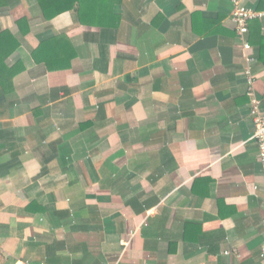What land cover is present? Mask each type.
<instances>
[{"label":"crops","instance_id":"1","mask_svg":"<svg viewBox=\"0 0 264 264\" xmlns=\"http://www.w3.org/2000/svg\"><path fill=\"white\" fill-rule=\"evenodd\" d=\"M111 1L0 0V264H262L264 19Z\"/></svg>","mask_w":264,"mask_h":264},{"label":"built area","instance_id":"2","mask_svg":"<svg viewBox=\"0 0 264 264\" xmlns=\"http://www.w3.org/2000/svg\"><path fill=\"white\" fill-rule=\"evenodd\" d=\"M233 3L232 19L238 36L244 38L250 30V23L254 20L264 19V9H257L247 6L243 0H231ZM244 47L250 49L252 47L248 40H244ZM246 76L248 81L247 95L250 98V111L254 125L253 138L259 147V158L264 168V110L262 108V99L255 88V76L251 68H247ZM264 188V177H263ZM255 189L258 186L255 185ZM228 254L229 251H226ZM262 264H264V244L261 251Z\"/></svg>","mask_w":264,"mask_h":264},{"label":"trees","instance_id":"3","mask_svg":"<svg viewBox=\"0 0 264 264\" xmlns=\"http://www.w3.org/2000/svg\"><path fill=\"white\" fill-rule=\"evenodd\" d=\"M45 17L47 19H51L54 15L65 11V9L73 7L75 5H80L81 9L92 10V11H106L112 8L111 0H39ZM250 33V30H249ZM256 42H258L261 46V60L264 62V50L262 47L264 46V36H257ZM47 43V42H46ZM42 44V48L45 47V44ZM48 66H51L49 60H46Z\"/></svg>","mask_w":264,"mask_h":264}]
</instances>
